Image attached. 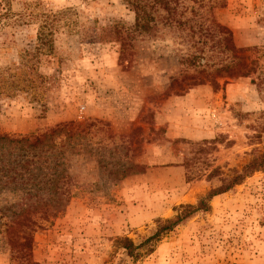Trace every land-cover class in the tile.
I'll list each match as a JSON object with an SVG mask.
<instances>
[{"label": "rangeland", "instance_id": "rangeland-1", "mask_svg": "<svg viewBox=\"0 0 264 264\" xmlns=\"http://www.w3.org/2000/svg\"><path fill=\"white\" fill-rule=\"evenodd\" d=\"M1 1L0 136L44 140L0 144V211L57 213L33 264H264V0Z\"/></svg>", "mask_w": 264, "mask_h": 264}, {"label": "trees", "instance_id": "trees-1", "mask_svg": "<svg viewBox=\"0 0 264 264\" xmlns=\"http://www.w3.org/2000/svg\"><path fill=\"white\" fill-rule=\"evenodd\" d=\"M2 5L3 1L0 2V7ZM141 25L145 27L143 24V19L138 14V26ZM241 51L242 50L240 49L239 52ZM248 73L249 72L245 70L242 72V75H247ZM33 137L35 136H30L27 138H10L7 136H0V144L5 145L6 141H9L10 143L14 142L16 144L28 142L29 145L36 147L43 143L44 139L42 140L40 137H35L34 141L31 142ZM6 164L7 163H5L4 153L0 159V180L3 179V176L7 177V171L5 170ZM242 178L243 176L234 177V179L228 186H226V188H222L218 191L210 193L205 199L200 201L199 206L196 208L190 206L181 207L182 211L174 220L160 222L157 232L142 244L136 245L128 238H121L116 240V248L125 250L127 255L134 259H137L141 256V251L143 248H146L148 253L152 252V247L156 243L160 242L162 238L166 234H169L177 225L192 217L200 210L206 211L207 209L203 207L207 200H211L220 194L228 192L232 187L237 185ZM56 180H54L53 183H55ZM2 186L4 187L5 185ZM56 192H58V190ZM0 214H2V218H0V242L3 241L5 243V246L11 255V260L17 264H33L31 254L33 251L34 234L38 231V229L43 228L46 225L45 223L51 224L50 217L51 219L55 218L57 213H43L36 219H33L25 213H19L14 219L6 218V215H3L1 211Z\"/></svg>", "mask_w": 264, "mask_h": 264}, {"label": "crops", "instance_id": "crops-1", "mask_svg": "<svg viewBox=\"0 0 264 264\" xmlns=\"http://www.w3.org/2000/svg\"><path fill=\"white\" fill-rule=\"evenodd\" d=\"M180 137L187 138V139H198V140L199 139L210 138L209 134H208V130H204V129L203 130L186 129L184 134H180Z\"/></svg>", "mask_w": 264, "mask_h": 264}]
</instances>
